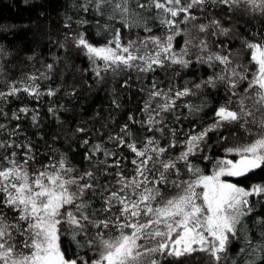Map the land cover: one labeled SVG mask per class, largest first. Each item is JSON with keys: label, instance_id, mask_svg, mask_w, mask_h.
I'll return each mask as SVG.
<instances>
[{"label": "snow or ice", "instance_id": "obj_1", "mask_svg": "<svg viewBox=\"0 0 264 264\" xmlns=\"http://www.w3.org/2000/svg\"><path fill=\"white\" fill-rule=\"evenodd\" d=\"M61 15L59 48L94 83L66 82L58 56L13 79L0 45V264H264V0H63ZM109 75L139 107L116 127L81 117L61 151L46 116L63 125L61 99Z\"/></svg>", "mask_w": 264, "mask_h": 264}, {"label": "trees", "instance_id": "obj_2", "mask_svg": "<svg viewBox=\"0 0 264 264\" xmlns=\"http://www.w3.org/2000/svg\"><path fill=\"white\" fill-rule=\"evenodd\" d=\"M63 0H0V45L7 48L9 57L6 61V68L11 78H18L26 72H32L36 69L43 70V63H51L53 56L61 57L59 70L65 69L66 62L71 64V67L65 71L64 80L66 82H79L87 79L89 83H94L91 80L92 73L84 72L88 67L86 57L79 54L78 50H74L69 42L68 51L59 48V41L63 40L62 32L67 31L62 29ZM43 13V15H41ZM243 22V21H242ZM249 23H251L249 21ZM157 34H163V28L158 26L154 29ZM143 35V33H141ZM88 35L93 36V31L89 30ZM95 40H101V37H94ZM180 39V38H178ZM238 45L233 44L235 48ZM35 55L36 59L29 61L28 57ZM35 65V68H33ZM79 69V71H78ZM202 73H207L208 69L202 68ZM75 77V81H73ZM108 83L105 85L94 86L88 89L86 85L79 88L77 95L80 97L68 98L63 97L61 103L71 109L68 112H61V119L64 120L63 125H58L51 117H47L44 127L40 130L45 134L46 139L52 135H57L60 139L54 142L56 147L61 151H67L69 147L76 144L72 141L71 144L65 142V134L74 129L81 117L88 121L86 127H99L109 113L115 116L116 124L110 127H116L122 123L127 113L134 107H139L136 101L142 98V94L138 93L136 88L121 89L119 81L124 79V76L118 77L115 81L109 75L106 77ZM45 83H60L54 76V81H46ZM117 89V95L121 97V103L124 107L120 110L113 109L111 105V89ZM62 95V94H61ZM131 97V99H129ZM45 100L48 98L45 97ZM55 99V98H54ZM99 111L100 116L93 120L91 117ZM35 131V130H31ZM95 138V137H94ZM43 146V141L39 142ZM77 152L70 153L75 157V161L79 162L81 156ZM219 155H223L219 152ZM264 175V173H261ZM259 177L253 176V179ZM232 179V178H230ZM71 255V252H69ZM208 258L203 253H193L191 256L179 258H169L166 264H206Z\"/></svg>", "mask_w": 264, "mask_h": 264}]
</instances>
